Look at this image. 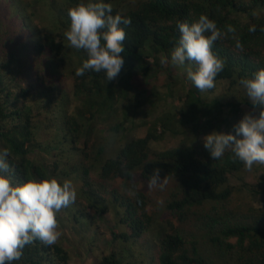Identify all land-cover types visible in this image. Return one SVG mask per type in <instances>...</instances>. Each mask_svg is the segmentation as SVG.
I'll return each instance as SVG.
<instances>
[{"label": "trees", "instance_id": "trees-1", "mask_svg": "<svg viewBox=\"0 0 264 264\" xmlns=\"http://www.w3.org/2000/svg\"><path fill=\"white\" fill-rule=\"evenodd\" d=\"M62 1L57 5L55 22L50 20L44 28L34 22L35 13L22 1L13 6V18L0 16V150L9 152L12 171L7 174L12 181H63L76 173L86 202L79 201L77 208L73 204L69 208L75 220L84 222L89 229L93 218L89 210L97 216L105 211L106 202H113L101 195L102 180L121 178L130 185L127 197L114 193V200L124 206L115 216L117 223L124 221L137 236L155 224L152 229L156 230V255H135L134 247L123 246L119 231L112 230L107 251H97V259L91 264H264V199L261 207L248 208L249 219L244 223H230L226 213L230 210L229 176L244 167L239 160L230 152L213 160L203 141L195 144L183 140L175 146L150 151V142L173 134L176 122L183 126L193 122L190 130L194 132L205 127L210 131L214 123L220 129L237 114L242 98L233 95L223 103L219 99L206 101L205 94L193 85L175 116L161 112L148 117V122L141 123L148 127L145 135L125 143L115 136L128 120L131 106L143 104L139 94L145 89H136L132 94L133 82L148 72L149 57L161 60L170 56L180 35L178 22L191 23L205 15L226 33L213 46V52L224 61L216 80L234 83L264 69V14L254 13L264 8V0H142L125 12L112 8L113 15L121 14L132 21L129 26L122 25L126 33L122 53L125 63L112 81H107L104 73L75 75V69L87 56L83 50L71 48L64 33L70 27L68 10L81 0ZM4 20L10 22L6 24ZM227 26L235 31L228 33ZM253 26L255 31H250ZM71 52L79 57L73 69L69 66ZM70 77L71 89L67 83ZM89 97L93 105L82 107ZM76 100L79 104L75 106ZM124 100L122 119L108 129L111 137L98 134L99 115L103 112V121L115 118L120 111L117 104ZM224 106L229 107V112L222 115ZM45 138H54L51 142L55 147L49 148L50 141ZM38 143L52 157H46L41 165L32 157ZM154 169H159L160 180L176 183L164 209L178 221H184L191 211L195 213L194 230L179 226L168 232L165 222L146 213L148 194L132 183L133 175L138 172L141 179L151 180ZM254 174L258 181L251 186L252 192L261 195L264 180ZM206 202L209 209L200 213L192 210ZM203 227L208 229L206 235L199 234ZM228 249L233 253H227ZM208 251L219 261L205 255ZM70 257L60 240L52 246L36 241L24 248L21 259L14 264H70Z\"/></svg>", "mask_w": 264, "mask_h": 264}, {"label": "clouds", "instance_id": "clouds-1", "mask_svg": "<svg viewBox=\"0 0 264 264\" xmlns=\"http://www.w3.org/2000/svg\"><path fill=\"white\" fill-rule=\"evenodd\" d=\"M70 27L64 33L69 46L83 50L87 58L75 69L77 77L87 72L104 73L107 81L116 79L125 63L126 33L130 17L112 14V6L104 0H81L68 10ZM179 38L169 57L162 63L182 66L195 65L186 78L201 92L215 88L224 61L213 52V46L226 33L215 21L205 15L195 21L178 22ZM255 31V27H250ZM235 29L227 26V32ZM239 47V43L237 42ZM240 85L252 106L233 125L232 132L213 130L203 137V146L213 160H220L230 152L248 171L254 165H264V69L251 77L242 78ZM9 152L0 150V264H14L23 255L26 246L39 241L45 246L55 245L60 237L57 213L75 202L77 192L71 180L49 178L42 181L26 180L14 183L7 174L12 171L8 163ZM150 180L156 185L159 169H154Z\"/></svg>", "mask_w": 264, "mask_h": 264}, {"label": "rangeland", "instance_id": "rangeland-1", "mask_svg": "<svg viewBox=\"0 0 264 264\" xmlns=\"http://www.w3.org/2000/svg\"><path fill=\"white\" fill-rule=\"evenodd\" d=\"M21 1L22 4L29 5L30 11L35 13V15L32 16L34 22L42 28H44L50 20H52V23L55 22L57 5L63 2L62 0H19L14 3L13 0H0V16L7 15L6 18H13V6ZM104 2L111 4L112 8H117L119 11L125 12L129 9H134L142 2V0H104ZM54 5H56V7H54ZM254 13L256 15L264 14V8H258ZM239 15L244 17L246 14L240 13ZM4 22L8 24L10 20H4ZM71 54V63L69 66L73 69L78 66L79 57L75 58V54L73 52H71ZM148 61V72L139 77L138 80H135L132 84L133 87L131 88L132 94L136 92V89H145L139 94L143 104L135 108L134 106H131L128 120H126L124 126H122L120 133L115 135L121 143H125L132 137L144 136L148 127L147 125L141 123L145 121L148 122V117L161 112H168L175 116L177 114V110H179L182 105V101L185 98L188 88L193 87L192 82L186 78L189 70H195V65L193 63L186 61V63L182 66H173L171 63H162L160 58L156 57H149ZM239 82L240 81L230 83L227 79H219L215 82V88L202 92L205 94L204 99L206 101L219 99V101L223 103L228 101V99H231L233 95L242 98L237 114L232 116L228 120L227 124H221L220 129H216V123H214V125L210 127V131H208L205 127L200 128L199 132H194L190 130V126L193 122L188 123L185 126L176 122V131L173 134L167 133L163 140L151 141L150 151L155 152L162 150L165 147L175 146L183 140L196 144L202 142L203 137L213 130L225 133L232 132L233 125L237 123L245 113L255 115L256 113L253 112L252 106L246 104V102L249 101ZM67 83L71 89V77ZM92 101V97L87 98L82 107L92 106ZM78 104L79 101L76 100L74 105L76 106ZM124 104L125 100L124 103L119 102L117 104V110L120 111L117 113L115 118L103 121V112L99 115L98 129L100 130L97 132L98 134H102L105 137H111L108 133V129L111 124H114L116 121L122 119L121 110L123 109ZM228 108V106L223 107L224 111L222 115L229 112ZM45 140L50 141L49 148L55 147V144L51 142L54 138H45ZM38 145L39 147L35 149L32 157L37 164L41 165L43 161H45L44 159L46 157L50 160L52 157L47 155L45 152L46 149L43 150V147L39 143ZM243 169V171L239 170L237 172H233L229 176L228 187L231 188V195L228 207L230 210L226 211V213L228 212V219L230 223H244V221L249 219V216H247L250 213L248 208L261 207L264 199V182L260 187L263 190L261 195L254 194L252 192L254 189L251 187L258 181L254 173H256L257 176L261 175L264 180V165H254L251 171L246 170L244 167ZM67 177L73 182L77 192L76 200L72 203L75 206L77 202L80 201L82 203V201H85L81 192L82 184L80 186V178L74 172L70 173ZM133 177L132 183H134L138 189H141L148 194L150 201L145 205L146 213L149 216H152L153 219H161L165 222L167 225H165L166 231H172L175 227L179 226L185 227L188 230L195 229L193 226L195 213H192V211L188 213L187 218L184 221H178L174 216L169 215L167 210L164 209L165 200L170 196L174 188L176 189V183L164 179L159 180L156 185H151L150 179H141L138 172L134 173ZM102 182L104 183V187H99L101 195L113 200V202H106L105 211L100 212L97 216L92 210H89V216L90 214L93 216V218H90L91 229H89L84 222L75 220L72 215L73 210H71L69 206L62 209L59 214L57 221L60 237L58 240H60L62 245L69 251L71 256L70 264H91L96 261L97 251H100V253L107 251V243L112 237V230L119 231L118 236L123 238V246L129 244L130 249L131 247H134L133 249L135 255H138L139 253V255L152 254V256H155L156 247L153 233L156 230L152 229L155 227V224L149 228L151 230L148 229L147 232L137 236L134 235L132 228L124 221L120 225L117 223V217L115 216L119 214L120 210L123 211L122 207L124 206L118 204L114 200L116 198L114 197V193L118 191V193L127 197L128 192L126 188H129L130 185L124 183L125 180L121 178L102 180ZM210 205L212 206L211 203ZM209 207V202H206L200 207L192 208V210L200 213L207 208L209 209ZM75 208H77V206H75ZM207 230L206 227H203L200 229L199 234L206 235L208 233ZM230 241L234 242V238H231ZM95 247L97 248L95 249ZM226 252L229 254L233 253L232 249H228ZM247 254L251 253L248 252ZM205 255L213 261H219L218 256L216 257L212 251L206 252Z\"/></svg>", "mask_w": 264, "mask_h": 264}]
</instances>
